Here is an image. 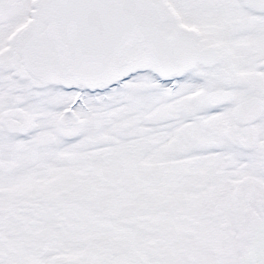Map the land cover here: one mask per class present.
<instances>
[{"label":"snow or ice","instance_id":"1","mask_svg":"<svg viewBox=\"0 0 264 264\" xmlns=\"http://www.w3.org/2000/svg\"><path fill=\"white\" fill-rule=\"evenodd\" d=\"M0 264H264V0H0Z\"/></svg>","mask_w":264,"mask_h":264}]
</instances>
